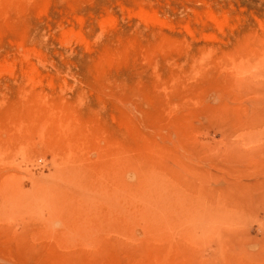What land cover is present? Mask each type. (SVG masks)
Wrapping results in <instances>:
<instances>
[{
  "label": "rangeland",
  "instance_id": "1",
  "mask_svg": "<svg viewBox=\"0 0 264 264\" xmlns=\"http://www.w3.org/2000/svg\"><path fill=\"white\" fill-rule=\"evenodd\" d=\"M0 264H264V0H0Z\"/></svg>",
  "mask_w": 264,
  "mask_h": 264
}]
</instances>
